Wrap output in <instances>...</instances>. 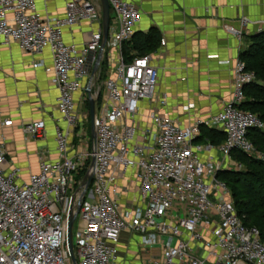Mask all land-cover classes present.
Segmentation results:
<instances>
[{
	"label": "built area",
	"instance_id": "1",
	"mask_svg": "<svg viewBox=\"0 0 264 264\" xmlns=\"http://www.w3.org/2000/svg\"><path fill=\"white\" fill-rule=\"evenodd\" d=\"M107 1L116 27L106 45L119 53L104 72V98L92 93L96 138L89 156L94 165L83 177L87 153L69 154L82 122L74 95L83 82H90L103 35L99 29L79 47L67 44L63 31L81 22L101 25L100 2L66 0L64 15L47 19L35 11V0H0V47L15 43L37 57L32 67L50 74L63 123L55 127L57 159L41 160L38 171L26 179L0 145V264H73L67 240L71 216L73 225L78 221L72 236L76 264H136L119 256L124 232L137 236L143 251L160 247L158 256L141 264H264L260 231L244 225L229 188L217 176L240 169L229 164L233 151L264 163V152L247 137L252 129L264 130V123L241 108L244 88L256 75L237 59L229 100L219 113L192 126L183 127L154 110L142 122L143 103L155 98L158 69L148 55L124 60L122 45L133 37L140 13L127 0ZM224 29L241 38L234 28ZM46 51L49 66L42 58ZM100 71L99 66L97 80ZM157 104L164 107L166 97ZM202 126L220 129L224 142L195 143ZM44 130L42 120L21 127L28 141ZM88 175L92 180L81 197Z\"/></svg>",
	"mask_w": 264,
	"mask_h": 264
},
{
	"label": "crops",
	"instance_id": "2",
	"mask_svg": "<svg viewBox=\"0 0 264 264\" xmlns=\"http://www.w3.org/2000/svg\"><path fill=\"white\" fill-rule=\"evenodd\" d=\"M127 1L137 7L140 18L132 42L124 44L128 47L136 42L140 49L146 47L144 55L151 56V64L159 75L153 102L142 105V122L148 110L168 115L183 127L219 113L232 92L234 64L249 45V37L264 30V0ZM65 3L66 0H35V11L42 18L62 17ZM224 25L240 32L241 38L225 31ZM115 27L110 13L109 38ZM99 29L102 24L81 22L65 29L63 39L67 44L81 47ZM109 45L102 57L105 68L114 66L119 53ZM139 53H129L128 61L137 58ZM42 58L49 66L47 51ZM36 60L37 57L25 54L15 43L0 47V145L9 163L20 168L23 179L38 171L41 160L57 159L55 127L58 123L63 126L56 110L57 91L51 84V76L43 69L32 67ZM222 61L229 64H221ZM87 86L83 82L74 95L79 113ZM102 93L104 98L103 87ZM163 96L166 105L159 107L157 101ZM39 120L45 123L43 135L25 140L21 127ZM4 121L12 124L4 126ZM212 129L223 134L220 129ZM81 133L77 129L71 138L70 156L82 151ZM207 143L210 142L201 144ZM213 156L220 155L214 151ZM118 248L125 263L141 264L160 253V250L158 253L151 249L143 251L139 238L129 232L121 234Z\"/></svg>",
	"mask_w": 264,
	"mask_h": 264
},
{
	"label": "trees",
	"instance_id": "3",
	"mask_svg": "<svg viewBox=\"0 0 264 264\" xmlns=\"http://www.w3.org/2000/svg\"><path fill=\"white\" fill-rule=\"evenodd\" d=\"M133 37L129 42H132ZM248 40L249 45L242 51L239 59L244 62L246 70L256 75V81L245 86V102L241 105V108L256 114L263 122L264 31L250 36ZM145 44H147V42ZM138 46L136 42L128 47H126V44L122 45V55L126 62H129L127 55L131 52H140L137 54L138 57L145 56L146 47L140 49ZM100 67L102 69L100 80H103L105 76L103 72L105 68L104 59L101 61ZM247 137L258 150L264 152V130L252 129L248 132ZM224 138V133L221 134L215 129L202 126L200 127V135L195 140V143L201 144L210 142L213 145H217L221 143ZM231 156L232 158L239 159L241 164L245 163L247 166L246 170H225L217 175L218 179L229 188L235 210L242 219L244 225L258 228L261 239L264 241V199L260 197L259 202H256L254 201V196L251 195L254 188L264 186V163L250 159L245 154L238 151L231 152Z\"/></svg>",
	"mask_w": 264,
	"mask_h": 264
},
{
	"label": "rangeland",
	"instance_id": "4",
	"mask_svg": "<svg viewBox=\"0 0 264 264\" xmlns=\"http://www.w3.org/2000/svg\"><path fill=\"white\" fill-rule=\"evenodd\" d=\"M100 69H101V67H100ZM105 70H106V68H104L103 72H105ZM101 71H102V69H101ZM100 75H101V73H100ZM86 83H87V85L89 84V79L87 80ZM101 83H102V79L100 80V77H99V79L97 80V77H96L95 80H93L92 85H91V91H92L93 95L95 93H97L98 97H99L98 98L99 100H100V98H102V95H103V93H102V84ZM83 98H84V106L81 108V111L79 110L80 114H81V117H82V122L79 125L78 130H80L82 132V135H81L82 140H83L82 152L87 153V155H88L87 160L83 164L82 172L80 173V175L84 177L86 175V173L89 171L90 167H91L92 159L90 158L89 155L92 152L93 142H92V139H91V126H90V118H89L88 98H87V96L85 94L83 95ZM262 120H263V123H264V119H262ZM223 142H224V140L221 143H219V144H217L215 146H219ZM74 144H75V146H77L78 145V140H76V143H74ZM229 164H232L233 166H235V165L240 166V169L237 170V171H244L247 168L245 163L241 164L239 159L232 158L231 155H230V159H229ZM251 195L254 196V201H256V202H259L260 197H263L261 199H264V186L254 188L253 192L251 193ZM122 199H123V201H125L126 196L122 197ZM77 228H78V221L76 220V222L74 223L73 228H72V236L73 237H74V235L77 232ZM151 250H152L153 253H158L159 250H160V247L159 246H155Z\"/></svg>",
	"mask_w": 264,
	"mask_h": 264
},
{
	"label": "water",
	"instance_id": "5",
	"mask_svg": "<svg viewBox=\"0 0 264 264\" xmlns=\"http://www.w3.org/2000/svg\"><path fill=\"white\" fill-rule=\"evenodd\" d=\"M99 2H100V7H101V24H102L103 41H102L100 49L96 55V59H95V62L93 64V67L91 70L90 82H89V84L86 88V92H85L87 95L88 104H89L91 139H92L93 143H94L95 138H96L95 131L93 128V119L95 116V100H94L93 95H92L91 85H92L93 80H95V78H96V74H97L98 68L100 66L103 54H104V50H105L107 38H108L109 23H110V9H109L108 1L107 0H99ZM89 63H91V59L89 60ZM93 165H94V159H92V162H91V166H93ZM91 180H92L91 175H88L86 178V181L84 183V190L82 192L81 197L85 194L87 188L89 187ZM73 222H74V216H71L69 218V221H68L67 240H68V248L70 251L72 263L76 264L75 258L73 255V248H72V231L71 230H72Z\"/></svg>",
	"mask_w": 264,
	"mask_h": 264
}]
</instances>
